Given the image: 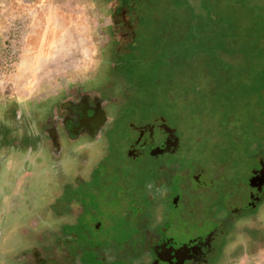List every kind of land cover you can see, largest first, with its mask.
<instances>
[{"label":"rangeland","instance_id":"obj_1","mask_svg":"<svg viewBox=\"0 0 264 264\" xmlns=\"http://www.w3.org/2000/svg\"><path fill=\"white\" fill-rule=\"evenodd\" d=\"M102 3L0 0V97L85 83L101 68L94 87L126 101L122 118L136 138L151 124V137L174 135L178 148L170 158H126L121 176L113 160L118 191L99 193L109 184L103 178L83 194L95 162L82 189L68 180L58 186L59 198L75 192L65 199V221L28 264H187L194 251H177L201 252L209 235L223 250L212 244L215 256L190 264H264V0H136L135 53L100 66ZM255 200L263 202L257 213ZM22 244L5 257L0 246V264H26Z\"/></svg>","mask_w":264,"mask_h":264},{"label":"flooded vegetation","instance_id":"obj_2","mask_svg":"<svg viewBox=\"0 0 264 264\" xmlns=\"http://www.w3.org/2000/svg\"><path fill=\"white\" fill-rule=\"evenodd\" d=\"M102 2L104 39L100 66L104 60L113 58L116 63L125 64L124 60L135 53L139 38L141 20L136 0ZM95 78L76 85H55L29 99L0 97V246L8 248L3 257L13 255L9 248L22 241L21 260L28 264L29 258L37 256L43 245L59 235L60 230L55 228L65 221V199H73L72 189L76 182L77 187L84 183V169L90 163L96 165L93 182H88L94 185L82 190L83 194L95 193L93 186H101L103 178L109 184L101 186L98 192L107 194V190H119L115 182L119 181L117 177L123 172L126 158L132 162L148 151L157 154L156 157L170 158L176 154L174 135L162 133L157 141L148 134L151 124L143 127L142 135L136 138L122 118L126 101L121 105L119 97L102 93L94 87ZM260 93L264 96V90ZM171 129L168 130L176 135ZM106 142L110 143L105 145ZM113 160L118 163L119 173L118 168L113 170L116 166H110ZM259 177L264 189V173ZM44 179L48 181L47 186ZM66 180L73 187L67 196L64 194L66 197L59 198L57 188L64 187ZM263 202H251L250 209L258 212ZM213 237L209 235L206 242L210 246L201 252L190 245L185 251L178 250V256L187 257L192 254L189 251H194L195 257L189 258L187 264L191 259L196 263L207 255L215 256L214 246L217 252L223 250L224 241Z\"/></svg>","mask_w":264,"mask_h":264},{"label":"trees","instance_id":"obj_3","mask_svg":"<svg viewBox=\"0 0 264 264\" xmlns=\"http://www.w3.org/2000/svg\"><path fill=\"white\" fill-rule=\"evenodd\" d=\"M156 52V55H158V53L160 52V51H155ZM261 71H257L255 68L253 69V71L251 72V76H250V80L251 81H256L257 82V80L261 77V73H260ZM257 213V212H256ZM263 224V220H259V221H257V225H262ZM255 244H257V243H255ZM255 244H253L252 245V247L250 248V249H252L254 246H255ZM258 244L260 245L261 244V242L259 241L258 242ZM261 246V245H260ZM259 246V247H260Z\"/></svg>","mask_w":264,"mask_h":264}]
</instances>
